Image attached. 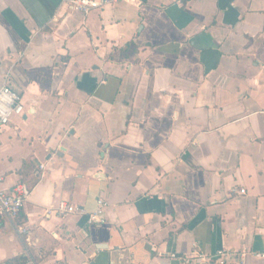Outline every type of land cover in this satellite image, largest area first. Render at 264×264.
I'll list each match as a JSON object with an SVG mask.
<instances>
[{"label": "crops", "instance_id": "obj_1", "mask_svg": "<svg viewBox=\"0 0 264 264\" xmlns=\"http://www.w3.org/2000/svg\"><path fill=\"white\" fill-rule=\"evenodd\" d=\"M4 85L0 264H264V0H0Z\"/></svg>", "mask_w": 264, "mask_h": 264}, {"label": "built area", "instance_id": "obj_2", "mask_svg": "<svg viewBox=\"0 0 264 264\" xmlns=\"http://www.w3.org/2000/svg\"><path fill=\"white\" fill-rule=\"evenodd\" d=\"M123 0H64L65 6L73 11L81 14H89L90 12L100 10L105 7H113ZM25 112V106L22 97L14 92L9 86L4 85L0 88V126L8 125L14 117H20ZM45 168L43 165L40 167ZM1 181V179H0ZM240 194H246L245 190H240ZM31 190L24 184H17L11 190H0V225L4 220L16 219L23 211L25 204L29 200ZM107 203L104 200L98 201L97 209L94 212H88L84 208L68 205L66 202L61 203L56 208L51 209L54 213L65 217L69 215H79L88 218L91 225H104L106 219L104 217ZM48 212L47 214H51ZM21 233H27L26 228L20 229ZM228 253L219 252L211 258L218 264H226ZM243 257V255H241ZM256 257L264 258V254H255ZM204 255L196 256L193 262L205 261Z\"/></svg>", "mask_w": 264, "mask_h": 264}]
</instances>
